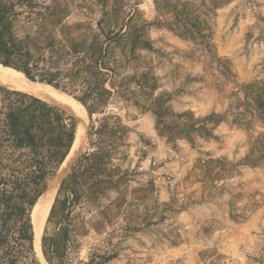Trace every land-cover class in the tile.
Segmentation results:
<instances>
[{"label": "rangeland", "instance_id": "1", "mask_svg": "<svg viewBox=\"0 0 264 264\" xmlns=\"http://www.w3.org/2000/svg\"><path fill=\"white\" fill-rule=\"evenodd\" d=\"M0 5L13 7L15 34L33 38L35 53L55 42L67 75L89 64V46L106 50L113 93L93 121L86 110L78 144L77 114L25 93L59 115L63 154L30 212L32 243L21 253L9 234L1 264H264V0ZM35 82L80 95L68 77ZM91 125L101 131L89 135ZM75 147L36 240L38 203ZM87 153L95 170L71 187ZM10 175L0 167V190ZM4 211L0 202V231ZM53 240L63 259L52 260Z\"/></svg>", "mask_w": 264, "mask_h": 264}, {"label": "trees", "instance_id": "2", "mask_svg": "<svg viewBox=\"0 0 264 264\" xmlns=\"http://www.w3.org/2000/svg\"><path fill=\"white\" fill-rule=\"evenodd\" d=\"M17 17L12 6L0 5V62L5 66H14L33 82L51 86L58 87L59 81L68 77L71 84L79 87L80 95L69 94L85 107L93 121L94 114L100 113L113 95L105 86L104 78L109 76L106 72H111L103 59L106 50L102 52L89 46V64L82 67V72L67 75L62 55L54 47L55 42L38 47L35 53L31 48L33 38L16 36L14 21ZM58 119L60 117L55 109L47 107L39 99L0 86V160L11 164H0L1 168L11 172L7 181L10 190H0V202L5 207L1 214L0 247L8 245L9 234L13 232L17 235L14 242L21 253H24V244L33 241L34 227L30 212L62 161L63 133L57 131L55 123ZM100 131L91 125L89 135ZM91 157V153L81 156L77 163L79 169L72 175L71 187L78 185L84 177L92 176L88 175V172L95 170ZM68 200L62 203L63 210L68 207ZM51 254L52 260L65 256V253H60L56 240L51 243ZM8 257L9 264L17 263L13 256Z\"/></svg>", "mask_w": 264, "mask_h": 264}, {"label": "bare ground", "instance_id": "3", "mask_svg": "<svg viewBox=\"0 0 264 264\" xmlns=\"http://www.w3.org/2000/svg\"><path fill=\"white\" fill-rule=\"evenodd\" d=\"M6 69V68H5ZM3 69V67L0 65V85L3 87H6L11 90L21 91L24 93H28L30 95H33L35 97H38L40 99H44L46 101H49L51 103L60 105L63 107L66 111L72 114H77L79 117V120L82 123V129L80 130V133L78 134V142L81 138L83 131L86 127L88 115L85 110V108L77 101L73 100L72 98L64 95L59 94L58 91L51 89L48 86H44L41 84H38L36 82H33L29 80L24 74L18 73V72H11L8 70ZM76 152H78V147L74 148V150L71 152V154L67 157L65 160L63 166L61 167V170L58 174V176L54 179L53 184L48 187V191L44 194V196L41 198L40 202L38 203L37 210H36V217H35V223H36V240L39 237L38 232V226L39 223L45 219L51 205L53 202V193L54 190H56V186H58L59 180L61 179L62 173L69 168L71 165L72 160L76 155ZM75 155V156H74ZM77 157V156H76ZM41 222V223H42Z\"/></svg>", "mask_w": 264, "mask_h": 264}]
</instances>
